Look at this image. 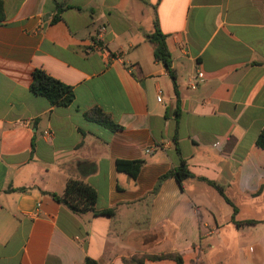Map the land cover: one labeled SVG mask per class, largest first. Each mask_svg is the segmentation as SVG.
<instances>
[{
    "label": "crops",
    "instance_id": "1",
    "mask_svg": "<svg viewBox=\"0 0 264 264\" xmlns=\"http://www.w3.org/2000/svg\"><path fill=\"white\" fill-rule=\"evenodd\" d=\"M1 1L0 264H264V0ZM36 69L74 102L34 95ZM118 160L144 164L133 179ZM182 162L193 177L155 191ZM71 179L113 215L53 199Z\"/></svg>",
    "mask_w": 264,
    "mask_h": 264
},
{
    "label": "trees",
    "instance_id": "2",
    "mask_svg": "<svg viewBox=\"0 0 264 264\" xmlns=\"http://www.w3.org/2000/svg\"><path fill=\"white\" fill-rule=\"evenodd\" d=\"M4 19V7L3 2L0 0V21ZM56 20V18L54 19ZM149 41L154 45V58L155 60L162 62L168 69L175 91H177V82L174 72L172 70V58L167 50L165 44V37L156 28L155 32L148 37ZM30 91L37 96L45 97L49 103L54 107H68L75 99V94L72 87L60 82L59 80L48 75L44 70L36 69L32 75V81L30 84ZM86 118L89 121L95 122L111 131L121 130L122 127L113 122V120L105 114L101 109L96 108L91 112L86 113ZM257 147L264 150V129L259 134L256 140ZM143 161H117V170L128 174L133 179H136L143 166ZM175 178L179 184H182L186 179L192 178L193 174L189 171L185 162L159 179L157 187L158 190L162 181L168 178ZM213 185V183H211ZM53 199L57 202L69 208L74 214L83 215L86 213H93L94 215H113V211L108 210L105 212H96L95 204L97 201L96 190L79 180H69L65 186L64 192L61 195L51 194ZM252 223V222H250ZM151 260H164L174 259L178 264H183V260L179 256L172 254L160 255V256H148ZM125 264H143V260H124ZM85 264H98L94 260L86 259Z\"/></svg>",
    "mask_w": 264,
    "mask_h": 264
},
{
    "label": "built area",
    "instance_id": "3",
    "mask_svg": "<svg viewBox=\"0 0 264 264\" xmlns=\"http://www.w3.org/2000/svg\"><path fill=\"white\" fill-rule=\"evenodd\" d=\"M206 81V78L204 76V73L201 71L196 72L194 75H192L189 78L188 86L191 90H196L201 84H203ZM157 100L161 102L162 100V92L159 91V95L157 97Z\"/></svg>",
    "mask_w": 264,
    "mask_h": 264
}]
</instances>
